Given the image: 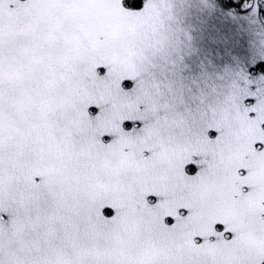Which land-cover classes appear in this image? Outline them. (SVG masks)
Here are the masks:
<instances>
[{
	"label": "snow or ice",
	"instance_id": "obj_1",
	"mask_svg": "<svg viewBox=\"0 0 264 264\" xmlns=\"http://www.w3.org/2000/svg\"><path fill=\"white\" fill-rule=\"evenodd\" d=\"M0 264H264V0H0Z\"/></svg>",
	"mask_w": 264,
	"mask_h": 264
}]
</instances>
